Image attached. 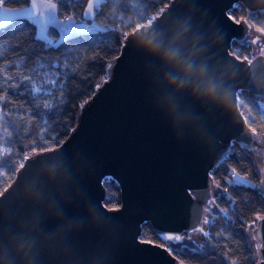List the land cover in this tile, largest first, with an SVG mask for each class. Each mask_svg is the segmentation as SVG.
<instances>
[{"label":"water","instance_id":"water-1","mask_svg":"<svg viewBox=\"0 0 264 264\" xmlns=\"http://www.w3.org/2000/svg\"><path fill=\"white\" fill-rule=\"evenodd\" d=\"M235 3L246 15L264 10V0H169L147 23L128 29L109 76L81 104L69 135L52 150L26 156L0 193V264H27L15 242L29 237L37 240L31 264H183L165 245L141 239V225L149 222L159 238L186 232L203 239L206 205L219 211L212 200L220 189L209 172L233 141L251 156L264 196V163L236 96L245 89L264 98V34L246 17L229 19ZM145 34L206 64L229 93L223 103L165 88V66L137 43ZM232 39L250 43L248 60L232 55ZM105 177L118 185L119 211L103 203ZM40 215L44 223L34 228ZM259 216L244 229L254 264H264Z\"/></svg>","mask_w":264,"mask_h":264},{"label":"trees","instance_id":"trees-1","mask_svg":"<svg viewBox=\"0 0 264 264\" xmlns=\"http://www.w3.org/2000/svg\"><path fill=\"white\" fill-rule=\"evenodd\" d=\"M54 1L59 17L70 15L82 20L89 0H66L63 5L59 0ZM29 2L8 0L5 6L17 8ZM168 2L101 0L87 22L112 31L81 34L47 49L43 41L36 40V24L29 18L18 19L0 30V144L7 149L0 154V193L12 182L26 156L52 149L69 135L77 123L81 104L93 94L98 82L109 76L108 66L121 50L128 29L147 23ZM227 12L234 20L247 16L254 28H264V10L246 15L245 8L235 3ZM48 34L59 37L55 28L50 27ZM249 50L250 46L240 41L232 39L230 42V52H235L236 57H250ZM37 61L57 73L59 87L53 89L54 111L45 109L44 102L32 92V80L40 71ZM54 64L58 66L52 67ZM236 96L238 110L252 130L256 143L264 146V98L245 89L238 90ZM229 146L231 151L223 153L209 172V178L220 189L217 196H213L219 211L206 224L208 235L201 243L203 248L195 252L189 247L170 250L183 264H254L244 229L257 214H264V196L258 188L260 177L254 170L251 156L236 141ZM233 168L248 181L247 184L233 186L226 182L233 178ZM103 184L105 206L112 207L106 198L114 195L118 197L119 207L120 190L116 182L110 179ZM186 234L183 232L181 236ZM140 238L165 244L147 221L141 225Z\"/></svg>","mask_w":264,"mask_h":264},{"label":"clouds","instance_id":"clouds-1","mask_svg":"<svg viewBox=\"0 0 264 264\" xmlns=\"http://www.w3.org/2000/svg\"><path fill=\"white\" fill-rule=\"evenodd\" d=\"M137 43L144 51L158 57L165 66V71L161 75L165 88L173 91L189 89L194 95L220 103H223V97L229 94L222 83H217L209 76L210 70L206 64L198 63L190 52H186L177 44L165 42L156 34H145ZM170 111L174 109L170 108ZM33 195L38 199V194ZM44 220L43 215L38 216L33 227L41 228ZM42 243L47 246L52 241L45 235ZM36 246L37 240L34 237L15 242L16 252L26 260L27 264H31L30 254Z\"/></svg>","mask_w":264,"mask_h":264},{"label":"snow or ice","instance_id":"snow-or-ice-1","mask_svg":"<svg viewBox=\"0 0 264 264\" xmlns=\"http://www.w3.org/2000/svg\"><path fill=\"white\" fill-rule=\"evenodd\" d=\"M8 3V0H0V30H3L5 26L12 24L14 21L21 19V18H29L32 22H34L38 26V34L36 36L37 41H44L46 49L51 47H57L59 44L65 43L66 41L73 39L81 34L87 33H104L110 32L112 29L109 28H102L96 23L88 24L83 20L74 19L72 16H65L63 20H60L57 15V3L48 2V3H41L36 4L33 2L30 7H23V8H12L5 6ZM66 3V0H59V4L63 5ZM99 4H97V8ZM92 10V4L88 5L89 15L86 16V19H90V13ZM229 19H233L229 17ZM236 23H240V21H235ZM58 29L60 32V40L59 41H52L49 39L48 31L49 28ZM259 32L264 33V28H259ZM241 43H247L246 40H242ZM4 47H8V45H4ZM71 52V50H69ZM233 56L236 55L235 52L232 53ZM239 59V57H236ZM245 60H248V57H244ZM251 63V61H249ZM39 67L43 68L44 65L40 64L37 61ZM57 64L52 65V67H57ZM52 75L56 76L57 73L53 72ZM60 88L63 89V84L60 85ZM35 92L39 93L40 89H36ZM43 95L50 96L52 93L47 89L44 90L42 93ZM45 109H51L54 111L51 102L44 105ZM49 115L51 112L48 113ZM52 150V149H50ZM232 179L226 181L230 185H243L247 184L248 181L242 178L236 171L235 168L232 169ZM108 202L111 203L112 207L109 209L110 211H119L118 207V197L110 196L106 198ZM103 206V203H102ZM224 215H227L225 212ZM258 219H264V216H259ZM205 224L208 223V220L205 219ZM200 232H203L205 236L208 235L207 232L204 231L203 228L198 229ZM165 243L171 241L173 245H179L180 247H187L184 243V237L181 235H167L161 237ZM191 241L192 244H196L195 241L192 240L191 235L187 238ZM203 245H196L195 248L192 249L193 252L197 251L198 249H202ZM179 251V248H177ZM235 264V262H234Z\"/></svg>","mask_w":264,"mask_h":264},{"label":"rangeland","instance_id":"rangeland-1","mask_svg":"<svg viewBox=\"0 0 264 264\" xmlns=\"http://www.w3.org/2000/svg\"><path fill=\"white\" fill-rule=\"evenodd\" d=\"M98 1H100V0H89V1H88L87 5H86V7H85V9H84V11H83V15H82L83 18H84V19H82V20L85 21L86 23H88V22H87V19H86V16L89 15L88 5H89V4H92V10H91V13H90V16H92L94 5L97 4ZM51 2L56 3L55 1H51ZM57 11H58V9H57ZM57 15H58V14H57ZM58 17H59V16H58ZM246 18H247V16H246ZM59 19H60V20H63L64 18L59 17ZM251 29H255V30L258 31V29L254 28L253 26H251ZM246 34H247V36H251V33H248V31H247ZM262 34H263V33H262ZM261 41H262V43H264V40H263V39H261ZM240 42H241V41H240ZM262 43H260V41L257 40V41H256V47L259 46V45H262ZM244 44H245V43H244ZM246 44L250 46V50H249V51H251V45H250V43L247 42ZM249 54H250V57H251V56H252L251 53H249ZM39 68H40V71H39V73H38V77H37L36 79L32 80V92H33V94H34L39 100H42V101L44 102V104H47V103H49V102H51V104H53L54 101H55V98H56L55 95H54V93H53V89L59 87V85L57 84V81H56V76L52 75L53 71H52L50 68H48L47 66H45V65H44L43 68H41V67H39ZM109 68H110V65L108 66V70H109ZM36 89H40V92H39V93L35 92ZM45 89H47L48 91H50L52 94H51L50 96L43 95L42 93L44 92ZM257 147H258V148L256 149V151L258 152V156H259L260 162H263V163H264V146L257 145ZM6 150H7V149H6L3 145L0 144V154L3 153V152H5ZM110 179H111L110 177H105L103 181H104V182H108ZM217 192H218V191H216V193H217ZM213 196H215V195H213ZM212 203H213V200H212ZM213 204H214V203H213ZM206 207H207V210H206V211H207L208 213H210L211 216H212L214 213H217V212H212V211L210 210V208H209L208 205H206ZM211 216H210V217H211ZM210 217L208 218V217L205 215V219H207L208 221L210 220ZM252 223H253V222H252ZM252 223H251V224H252ZM251 224H250V225H251ZM204 225L206 226L205 223H204ZM250 225H249V226H250ZM189 235H190V234L187 233L186 235H184V236H182V237H184L185 239H187ZM201 235H202L203 239H205L206 236L204 235V233L201 232ZM203 239H199V241L196 242V241L192 238V240L196 242V244H194L195 246H196V245H200V244L204 241ZM189 242L191 243V241H189ZM164 245H165L169 250H171V249H176V248L170 246L168 243H165ZM179 247H180V246H179ZM187 247H189V248H193V247H191V246H187Z\"/></svg>","mask_w":264,"mask_h":264},{"label":"crops","instance_id":"crops-1","mask_svg":"<svg viewBox=\"0 0 264 264\" xmlns=\"http://www.w3.org/2000/svg\"><path fill=\"white\" fill-rule=\"evenodd\" d=\"M51 1H54V0H30V2L27 4V5H25V6H22V7H17V8H23V7H30L31 6V4L33 3V2H35L36 4H41V3H48V2H51ZM101 1V0H100ZM100 1H98L97 2V4H99V2ZM97 4H95L94 5V7L97 5ZM94 9V8H93ZM57 14H58V11H57ZM89 24V23H88ZM58 30V29H57ZM38 34V26L36 25V35ZM58 35H59V37H60V32H59V30H58Z\"/></svg>","mask_w":264,"mask_h":264},{"label":"built area","instance_id":"built-area-1","mask_svg":"<svg viewBox=\"0 0 264 264\" xmlns=\"http://www.w3.org/2000/svg\"><path fill=\"white\" fill-rule=\"evenodd\" d=\"M65 16H67V15H65ZM65 16L63 17V18H65ZM48 36H49V39H51L52 41H59L60 40V37H58V38H54V37H52L50 34H48ZM43 44H44V46H45V42L43 41ZM245 57V55L243 56V58ZM248 58H250V57H248Z\"/></svg>","mask_w":264,"mask_h":264},{"label":"flooded vegetation","instance_id":"flooded-vegetation-1","mask_svg":"<svg viewBox=\"0 0 264 264\" xmlns=\"http://www.w3.org/2000/svg\"><path fill=\"white\" fill-rule=\"evenodd\" d=\"M247 21L249 22V20H248V18H247ZM251 24V23H250ZM251 26H252V24H251ZM248 31V30H247ZM260 46H262V45H260Z\"/></svg>","mask_w":264,"mask_h":264}]
</instances>
